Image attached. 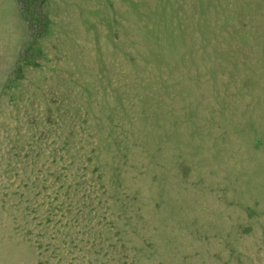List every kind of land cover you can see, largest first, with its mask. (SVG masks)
Listing matches in <instances>:
<instances>
[{
  "label": "rangeland",
  "instance_id": "1",
  "mask_svg": "<svg viewBox=\"0 0 264 264\" xmlns=\"http://www.w3.org/2000/svg\"><path fill=\"white\" fill-rule=\"evenodd\" d=\"M0 264H264V0H0Z\"/></svg>",
  "mask_w": 264,
  "mask_h": 264
}]
</instances>
